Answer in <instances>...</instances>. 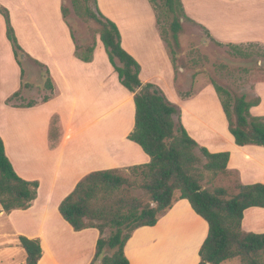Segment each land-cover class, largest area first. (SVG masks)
Returning a JSON list of instances; mask_svg holds the SVG:
<instances>
[{
  "label": "crops",
  "instance_id": "obj_1",
  "mask_svg": "<svg viewBox=\"0 0 264 264\" xmlns=\"http://www.w3.org/2000/svg\"><path fill=\"white\" fill-rule=\"evenodd\" d=\"M196 1L181 0L184 12L189 11L188 2ZM142 2L143 17L135 19L128 16L120 20L114 13L105 11L102 1L97 0L100 12L118 28L122 49L138 63L140 82L158 86L171 103L180 107L181 124L200 147L210 153H229L227 168L240 174L238 177L242 185L255 184L254 180L264 184V179L260 178L263 171L255 170L247 164L234 163V154L230 150L220 151L225 148L223 143H228L230 139L233 141V138L227 130L226 118L212 86L204 85L186 99L176 95L172 66L153 11L147 0ZM0 5L9 12L18 44L32 59L46 67L53 86L51 99L47 102H39L29 108L5 104L7 98L20 88L21 70L14 60L10 43L6 39L5 23L0 16V43L4 46L3 54L0 53V72L3 73L5 69L2 67L9 68V75L0 78V138L5 155L16 174L24 181L38 183L36 198L31 206L27 210L10 212L7 219L17 235L40 241L41 258L37 264H89L95 254L98 231L93 228L74 231L60 216L58 206L72 192L77 182L91 172L123 170L150 163V157L136 143L128 140L134 128L133 95L119 83L99 40L90 62H82L76 57L74 43L61 15L60 0H45V32L38 21L40 8L30 0H0ZM253 6V3L248 5L251 9L246 10V18L240 24L241 31L250 39L261 36L260 27L264 21V5L259 7L256 4L254 9ZM230 27L237 31V27ZM223 33L225 39L230 37L225 31ZM54 37H60L57 40L65 44V47H56L50 41ZM138 37L144 42L140 43V39L137 41ZM137 42L140 44L134 46ZM99 50L105 54L103 65L99 62ZM110 85L114 87L116 95L112 94ZM106 88L112 90L111 95ZM106 90V98L109 97L110 102H106L104 97ZM62 100L68 104L64 111L57 106L50 107ZM212 107L214 111L216 109L215 113L209 111ZM77 108L85 118L80 126L73 122ZM257 108H251L250 113ZM199 109H205V114L200 115ZM43 111L39 147L32 143L24 144V147L20 144L21 147L16 146L14 149L8 139L9 127L12 128L14 124L11 118L33 117ZM53 115L60 119V135L54 146H51L49 135ZM110 115L122 117L121 127L109 139L112 143L101 142L87 149H83L82 145L79 147L78 142L74 143V137L81 132L86 133L91 124ZM207 123L213 135H202L198 130L199 124L206 126ZM217 144H220L219 147L213 146ZM35 148L39 149L37 155L32 154ZM240 148H247L250 153L264 149L252 145ZM248 210L244 211L241 227L243 231L253 233V217ZM207 233V223L192 210L188 201L178 200L154 226L136 229L124 247V254L129 264H199V249Z\"/></svg>",
  "mask_w": 264,
  "mask_h": 264
},
{
  "label": "trees",
  "instance_id": "obj_2",
  "mask_svg": "<svg viewBox=\"0 0 264 264\" xmlns=\"http://www.w3.org/2000/svg\"><path fill=\"white\" fill-rule=\"evenodd\" d=\"M69 1L77 18L93 22L98 27L99 41L119 83L133 95L134 128L128 140L136 143L150 157L147 165L127 168L128 175L117 169L89 173L60 202L58 212L74 231L93 228L99 233L95 254L89 264H129L124 247L132 233L140 227L154 226L176 201L182 199L187 200L192 210L208 225L207 237L199 249V264H221L235 258L240 264H264V233L245 232L241 227L244 211L264 209V184H237L236 192L229 198L225 197L223 189L212 192L202 189L203 172L225 176L232 173L227 168L229 153H210L200 147L182 126L179 108L158 86L140 82L138 63L122 49L118 28L100 12L97 0ZM147 1L167 53L169 48H179L183 22L187 20L181 0ZM68 12L61 6V15L74 43L76 57L82 62H90L95 43L83 47L76 44L67 24ZM0 15L15 61L21 66L20 59L29 57L18 44L8 10L1 5ZM31 62L44 70V87L51 93L43 98V102H47L52 96V79L44 65L34 59ZM211 85L234 144L264 148V117L250 113L251 108L260 104L259 97L248 99L244 94L229 93L213 80ZM18 96L19 91L7 102ZM180 96L186 99L190 95L180 93ZM33 105L29 103L24 107ZM57 122V116L50 120L51 146L55 144L51 134L52 130L58 131ZM134 187L146 195L147 203L132 196L130 190ZM37 188V182L24 181L16 174L0 138L1 210L7 215L14 210H27L36 198ZM106 230H109V235L104 238ZM18 241L25 254V264H37L41 258L40 241L24 236H19Z\"/></svg>",
  "mask_w": 264,
  "mask_h": 264
},
{
  "label": "rangeland",
  "instance_id": "obj_3",
  "mask_svg": "<svg viewBox=\"0 0 264 264\" xmlns=\"http://www.w3.org/2000/svg\"><path fill=\"white\" fill-rule=\"evenodd\" d=\"M30 1L34 3L38 9L40 8L41 15L38 21L41 29L45 32L47 27V20L45 19L46 14L44 15L43 13L45 9V0ZM101 1L103 9L114 13L120 20L128 16H130V18L135 17V19L144 16L142 0ZM226 1L225 3L213 0L188 2L189 11H185L187 20L183 22V32L179 36V48H169V55L167 53L172 66V73L174 74V91L178 97L180 93L189 94V97H191L197 93L202 86H212L211 82L213 80L217 86L227 90L229 93L244 94L248 99L259 97L260 104L252 114L264 117V21L260 27L261 36L256 39L247 38L240 28L242 20L246 18L244 13L247 9H251L248 8V5L253 3L254 9L256 8V4H258L259 7L264 5V0ZM60 2L61 6L66 8L67 12L68 10L70 11L67 16V24L71 28L76 44L83 47L95 43L96 47L99 40V35L97 34L98 27L96 24L89 21H82L77 18L72 11L69 0H60ZM262 17L264 20V14ZM230 26L237 27V31L236 28L232 29ZM223 31L230 37L225 39ZM51 36H55V34ZM233 36L235 37L231 38ZM58 38L60 37H54L50 41L54 42L58 48H60L61 45L65 47V44L57 40ZM139 39L140 43L144 42L139 37L136 40L138 41ZM140 43L137 42L134 46H138ZM232 47H236V49H232ZM3 52L4 46L0 43L1 55ZM24 54L30 59L23 56L20 59L21 66L16 63L19 68L21 67L20 70H23V75L20 76V88L16 91H19V96L8 103L7 100L16 92L12 93L5 101V104L29 108L24 106L29 103H33V106H35L37 103L43 102V98L49 97L51 93L44 87V70L34 65L31 62L32 58L26 52H24ZM98 56L100 64L103 65L105 63V54L102 50H99ZM171 60H173V64ZM2 68L5 69H3V73L0 72V78L7 77L9 75V68ZM110 86L113 91L106 88L109 89V95H111V91L113 95H116L114 87L112 85ZM107 96L106 90L104 97L106 98ZM180 98L182 99L181 96ZM106 102H110L109 97L106 98ZM54 104L50 107L57 106L63 111L68 105L66 100ZM176 106L180 110V107L178 105ZM196 108H199V106H196ZM209 111L215 113L216 109L214 111L212 107ZM198 112L200 115H203L205 114V109H199ZM44 113L45 111L38 112V114L33 117H18L13 120L11 118V122L13 121L14 124L12 128L9 127L10 134L8 135V139H10L14 149L16 146L19 147L20 144L24 147V144L32 143H35L39 147V143H41L40 135L43 128ZM82 114L79 108L74 111L75 117L73 122L76 126L83 124L85 118L82 117ZM121 120V116L113 117L111 115L97 120L91 124L86 133L81 132L74 137V143L76 144L78 142L80 145L79 147L82 145L83 149H87V147L92 148L93 145H99L101 142H105L106 144L112 143V140L110 141L109 139L118 132L119 127L122 125ZM212 124L213 123L210 121V127L213 126ZM56 126L58 127V131L53 132L55 130H52L51 134L54 139L53 143L58 141L60 135L59 117ZM208 127L209 124L207 123L206 126L199 124L197 128L202 135H213V131ZM213 139L216 140L214 137ZM223 144L225 148L220 151L230 150L234 154V163L247 164L255 168V170L264 172V149L260 152L254 151L250 153L247 151V148L243 149L237 147L232 139H230L228 143ZM219 145L220 144L213 146L219 147ZM38 151L39 149L35 148L32 154L37 155ZM196 153L201 158L202 162H205L199 150H196ZM122 171L124 175H128L126 169ZM231 172L229 176L203 172V179L200 183L201 188L209 192H212L214 189H223L226 192L225 197L229 198L236 192L235 186L241 184L240 178L238 177L240 174H238L237 171ZM260 178L264 179V174H260ZM254 181V183H263L257 180ZM130 192L133 197L140 199L143 203L148 202V198L138 187L132 188ZM176 195H178V193H176ZM248 212L253 217L252 225L255 227L253 233H264V209L251 208ZM248 222L250 223L251 221ZM245 224H247V221ZM108 235L109 230H106L103 237L106 238ZM18 237L19 235H17L7 219V214L0 208V264H25V254L19 246ZM223 264H240V261L238 258H235Z\"/></svg>",
  "mask_w": 264,
  "mask_h": 264
}]
</instances>
